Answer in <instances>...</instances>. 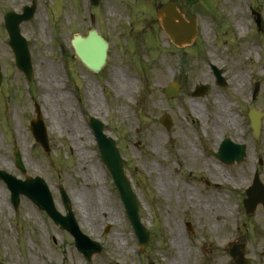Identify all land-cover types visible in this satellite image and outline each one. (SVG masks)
Returning a JSON list of instances; mask_svg holds the SVG:
<instances>
[{"label": "rangeland", "instance_id": "374dc122", "mask_svg": "<svg viewBox=\"0 0 264 264\" xmlns=\"http://www.w3.org/2000/svg\"><path fill=\"white\" fill-rule=\"evenodd\" d=\"M30 1L0 0V169L22 179L42 177L64 213L62 186L81 230L102 250L85 261L73 238L28 198L21 196L13 209L0 179V264H235L228 242L244 245L249 264H264V206L245 213L242 205L258 158L264 183V117L254 151L246 115L251 106L264 112V0H173L186 17L197 18L199 37L183 48L170 44L151 13H139L132 24L124 3L131 0H99L92 24L87 0H36L34 16L20 25L33 68L27 82L14 65L2 18ZM249 5L261 15L259 36ZM90 27L109 42L98 73L85 68L70 45L73 34ZM210 63L224 70V86L215 83ZM172 80L179 92L167 98L164 87ZM199 83L208 86L206 93L191 96ZM33 102L47 128V154L29 128ZM163 113L171 118L169 128L159 122ZM88 116L103 122L125 159L150 232L143 250L100 160ZM224 134L246 143L240 163L226 165L212 155Z\"/></svg>", "mask_w": 264, "mask_h": 264}, {"label": "water", "instance_id": "95a60500", "mask_svg": "<svg viewBox=\"0 0 264 264\" xmlns=\"http://www.w3.org/2000/svg\"><path fill=\"white\" fill-rule=\"evenodd\" d=\"M97 1L98 0H91L92 4H96ZM33 11L34 4L31 7H26L23 14L15 15L14 13L9 12L6 23V27L10 35V45L15 54L16 65L26 73L28 78L31 73L29 50L27 48L26 41L19 33L18 23L23 19L31 17ZM182 13V10H176L172 3H167L158 10L161 26L169 35L171 40L177 45H183L191 42L196 33L194 19L191 18L189 20H185ZM71 44L78 58L92 71L96 72L104 65L107 43L96 33L95 30L90 31L85 38H82L80 35H74L71 40ZM217 79L222 82L220 77ZM205 90L206 85H196L192 94H203ZM165 92L167 96L176 95L177 83L172 82L168 84ZM36 110L37 117L31 121V128L36 141L40 142L43 149L48 152V141L45 127L37 106ZM250 119L253 128L257 130L260 124L259 114L250 112ZM160 121L166 127H170L172 125L168 114H163ZM91 126L94 129L98 147L101 152V158L107 166V169L113 178L114 184L119 191L127 217L135 230L139 244L143 247L148 242V230L140 222V218L138 216L140 202L137 195L132 190L129 178L124 175V160L118 152L114 139L103 133V124L99 120L92 117ZM235 148H237L236 145H232L230 148L229 146H221L215 155L225 162H232L234 159L240 160L242 150L239 148L237 152ZM15 157L16 164L21 168V170H23L20 155L17 151L15 152ZM0 176L7 182L15 205L18 202V195L20 193L27 195L38 205L39 209H44L56 224H59L61 228L67 229L74 236L76 246L84 252L87 258L91 255V253L100 251L101 247L97 242L91 241L87 236L80 232L73 213L71 212L69 200L63 190H61V196L67 210L66 215H61L56 210L47 186L44 180L39 176L34 178L27 176L25 180H20L6 174L3 171H0ZM243 202L247 212L254 211L259 202H262L264 205V185L261 184L257 177L254 179L253 185L247 189V197ZM230 254L236 264H248L247 260L244 258L243 244L233 245L230 249Z\"/></svg>", "mask_w": 264, "mask_h": 264}, {"label": "flooded vegetation", "instance_id": "af4514ba", "mask_svg": "<svg viewBox=\"0 0 264 264\" xmlns=\"http://www.w3.org/2000/svg\"><path fill=\"white\" fill-rule=\"evenodd\" d=\"M148 0H134V5H132L131 3H128L127 1L124 2L125 3V8L127 9L128 13H131L134 20H137V16L140 13L143 12H155L157 7L162 3L159 0H157L156 2H152L151 3V8H147L146 9H139L141 6L145 5V2H147ZM146 10V11H145Z\"/></svg>", "mask_w": 264, "mask_h": 264}, {"label": "bare ground", "instance_id": "6f19581e", "mask_svg": "<svg viewBox=\"0 0 264 264\" xmlns=\"http://www.w3.org/2000/svg\"><path fill=\"white\" fill-rule=\"evenodd\" d=\"M47 73H48V76H50V77H53L52 75V71L51 70H49V71H47ZM122 84H120V86H121ZM192 106V111H193V113H195V114H197L196 113V111H197V109H196V106H194V105H191ZM75 122H77V121H75ZM78 127H79V133L81 132V127L78 125ZM187 150H189V151H192V149H190V148H188ZM97 171V169L95 168V172ZM191 198H195L194 196H190L189 197V199H191ZM3 206V203H2V199H1V195H0V208ZM196 206H198L199 207V205L198 204H196ZM175 243L177 244V246L178 247H180L179 246V244L177 243V240H175Z\"/></svg>", "mask_w": 264, "mask_h": 264}]
</instances>
